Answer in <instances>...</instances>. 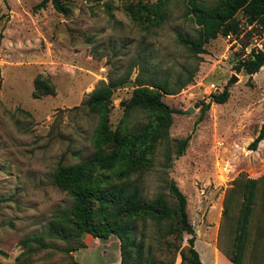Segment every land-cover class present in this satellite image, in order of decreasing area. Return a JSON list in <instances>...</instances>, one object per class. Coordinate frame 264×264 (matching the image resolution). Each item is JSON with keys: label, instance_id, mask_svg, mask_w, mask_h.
Returning a JSON list of instances; mask_svg holds the SVG:
<instances>
[{"label": "rangeland", "instance_id": "obj_1", "mask_svg": "<svg viewBox=\"0 0 264 264\" xmlns=\"http://www.w3.org/2000/svg\"><path fill=\"white\" fill-rule=\"evenodd\" d=\"M157 1L63 0L60 12L51 2L36 9L41 0H0V264H120L115 234L63 239L49 231L56 215L72 206L71 195L55 184L58 166L109 149L96 138L98 114L82 105L101 80L123 82L114 91L110 126L128 131L144 127L150 116L142 109L125 115L122 103L137 83L168 82L172 94L163 99L178 111L169 135L158 143L151 166L127 181L143 198L163 194L174 205V180L187 196L196 245L205 244L204 231L221 220L232 181L242 172L264 175V149L248 148L264 119V70L251 78L238 72L241 54L228 50L225 35L199 54L178 41L179 34L198 35L192 2L217 0H171L164 22L148 24L142 6L154 13ZM246 17L252 19L238 12V23ZM252 35L246 32L241 44L249 45ZM39 76L52 81L54 94L34 96ZM211 84L218 93L229 90L227 102H212ZM188 136L186 151L177 156L178 141ZM169 223L140 218L136 234L157 260L183 264L180 251L190 235L169 233ZM34 236H43L46 246L25 243Z\"/></svg>", "mask_w": 264, "mask_h": 264}, {"label": "trees", "instance_id": "obj_2", "mask_svg": "<svg viewBox=\"0 0 264 264\" xmlns=\"http://www.w3.org/2000/svg\"><path fill=\"white\" fill-rule=\"evenodd\" d=\"M170 1L158 0L152 6L154 13H150L146 5L142 6L149 13L148 24L164 22ZM50 2L58 11L65 12L63 0H41L36 9L44 8ZM189 10L200 25L198 35L179 34L178 41L195 54L206 52V44L219 35L238 32L237 13L240 11L252 20L264 21V0H217L212 4L194 1ZM236 69L238 72L244 70L250 78L258 75L264 70V51L255 59L238 64ZM121 83L101 80L82 102L98 114L96 138L109 149H100L78 163L58 166L55 184L71 195L72 206L69 213L56 215L50 234L63 239L85 234L107 239L115 234L120 240V264H164L151 255L145 242L138 238L135 222L140 218H151L162 225L170 221L167 225L169 233L190 235L188 246L180 251L182 263L205 264L195 245L196 232L189 217L187 196L178 184L174 180L170 183L175 198V204L171 205L163 194L152 200L143 198L140 188H131L127 181L133 172L151 166L158 143L169 135L172 114L178 111L163 97L172 94V90L166 81L137 83L131 97L122 103L125 115L131 110L142 109L150 115L148 123L135 131L122 127L113 130L110 126L112 98ZM35 87V97L55 93L52 81L42 76L35 80ZM229 97L230 92L225 89L212 95V102L223 104ZM210 106L211 102L203 105L200 120ZM190 140L191 136H188L178 141L177 156L184 154ZM262 140L264 119L248 148L257 150ZM31 241L46 246L43 236L26 239L25 243ZM217 245L233 264H264V175L252 178L242 172L226 189ZM167 264H175V260Z\"/></svg>", "mask_w": 264, "mask_h": 264}, {"label": "built area", "instance_id": "obj_3", "mask_svg": "<svg viewBox=\"0 0 264 264\" xmlns=\"http://www.w3.org/2000/svg\"><path fill=\"white\" fill-rule=\"evenodd\" d=\"M238 32H230L225 35L228 41V50L232 53H240V60L245 62L250 59H255L256 55L264 51V29L259 25L258 20H252L249 17L243 18L238 23ZM260 26L261 29L255 30V27ZM246 32H251L253 39L249 45H242L241 39ZM219 87L215 84H211L209 87V95L212 97L214 94H218Z\"/></svg>", "mask_w": 264, "mask_h": 264}, {"label": "crops", "instance_id": "obj_4", "mask_svg": "<svg viewBox=\"0 0 264 264\" xmlns=\"http://www.w3.org/2000/svg\"><path fill=\"white\" fill-rule=\"evenodd\" d=\"M258 131L259 129H257L256 133L254 134L255 136L257 135ZM258 149L259 150L264 149V140L260 142ZM252 178H258V176ZM214 213L215 212L212 211V217L215 218ZM219 227H220V221L215 227H209L204 231L203 235H204L205 244L199 245L198 241H197V245L195 244L197 250L200 253V257L205 264H233L227 258V256L218 248L217 240H218ZM210 232H212L213 235H209Z\"/></svg>", "mask_w": 264, "mask_h": 264}, {"label": "water", "instance_id": "obj_5", "mask_svg": "<svg viewBox=\"0 0 264 264\" xmlns=\"http://www.w3.org/2000/svg\"><path fill=\"white\" fill-rule=\"evenodd\" d=\"M238 80V77L236 75H234L231 79L232 82H235ZM189 111H194V108H190Z\"/></svg>", "mask_w": 264, "mask_h": 264}]
</instances>
